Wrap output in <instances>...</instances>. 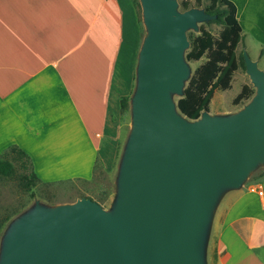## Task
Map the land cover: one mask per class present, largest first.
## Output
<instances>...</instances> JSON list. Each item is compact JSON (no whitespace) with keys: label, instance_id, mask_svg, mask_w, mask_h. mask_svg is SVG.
<instances>
[{"label":"water","instance_id":"95a60500","mask_svg":"<svg viewBox=\"0 0 264 264\" xmlns=\"http://www.w3.org/2000/svg\"><path fill=\"white\" fill-rule=\"evenodd\" d=\"M138 3L145 33L112 208L86 196L36 202L6 225L0 264H205L220 199L264 163V70L242 49L247 101L229 114L186 117L170 97L189 77L185 29L215 14L179 11L175 0Z\"/></svg>","mask_w":264,"mask_h":264},{"label":"crops","instance_id":"0c3cea01","mask_svg":"<svg viewBox=\"0 0 264 264\" xmlns=\"http://www.w3.org/2000/svg\"><path fill=\"white\" fill-rule=\"evenodd\" d=\"M231 1L239 41L264 44V0ZM137 32L131 0H0V151L16 144L42 182L108 165ZM212 225L211 264H264V175L227 191Z\"/></svg>","mask_w":264,"mask_h":264},{"label":"rangeland","instance_id":"374dc122","mask_svg":"<svg viewBox=\"0 0 264 264\" xmlns=\"http://www.w3.org/2000/svg\"><path fill=\"white\" fill-rule=\"evenodd\" d=\"M138 3V0H136ZM176 9L181 11L183 10L182 3L187 4V8L189 7H197L203 8V4L207 2V0H175ZM136 12L138 15V32L136 45L134 50V55L132 59V74H131V82L130 89L127 92V106L124 110L118 112L115 116L116 121L118 123V137L115 147V152L113 159L108 163V165L102 164L100 161H96L94 164L93 173L89 178H72V179H62V180H54L50 182H41L37 181L29 190L23 188L17 180L16 173L11 174L10 176H2L0 175V217L8 214L9 218L5 221L3 227L0 230V250H1V239L4 234V230L6 225L17 218L19 215L28 211L36 202L49 206L54 205L56 203L63 202H71L78 197L86 196L89 197L96 202H98L104 209L110 210L112 208L116 190H117V176L120 164V158L122 154V150L126 141V137L128 131L130 129V110H129V97L132 93V90L135 85V65H136V57L139 45L142 40V36L145 33V27L141 20L140 6L136 7ZM264 11V10H263ZM199 28L206 30L212 37H217L218 32L221 28L219 23L213 22L211 20H199L196 22L195 27H188L185 29V35L187 39V45L183 49V55L185 51L189 48V41L187 38L188 33H192L193 35L198 34ZM245 37L248 36L245 33ZM243 38V41L237 42L234 47L235 52V67L232 70L228 86L225 88L215 87L212 90L211 96L208 99L206 104V110L209 114L213 115H225L229 114L233 111H236L238 108L242 106L243 103L247 101H238L234 100V96L240 90L242 86H251L252 83L249 80L247 73L244 70V66L240 64L238 55L243 48H245L246 54L252 58L257 60V66L264 70V49L259 47H264V44L258 43L257 40L248 39V43L245 42L246 38ZM206 59V54L203 53L197 59H184L187 67H188V76L191 74L194 67L204 62ZM186 79H183V85L186 83ZM177 92L171 91L170 97L173 102L179 96ZM2 151L0 154L2 155ZM6 152H3V155ZM6 158L10 159L14 162L11 154L7 153L4 155ZM264 175V163L259 161L256 162V165L248 171L246 174V178L243 182L246 184L253 179ZM224 203V202H223ZM223 206V204L221 205ZM220 206V207H221ZM222 208V207H221ZM212 223L210 227L207 229L205 238L203 240L202 250L204 253L205 264H211L212 252L210 251L211 247V236H212Z\"/></svg>","mask_w":264,"mask_h":264},{"label":"trees","instance_id":"16d2710c","mask_svg":"<svg viewBox=\"0 0 264 264\" xmlns=\"http://www.w3.org/2000/svg\"><path fill=\"white\" fill-rule=\"evenodd\" d=\"M131 3L136 9L137 1L131 0ZM182 6L183 9L188 7L185 3H182ZM203 9L209 14H215L210 20L219 23L221 28L217 37H212L202 28H199L198 34H187L189 48L185 51L184 57L190 60L206 54L205 61L193 68L182 88V95L175 99L178 110L188 118H196L201 110L206 109L215 87L228 86L229 76L235 67L234 47L241 37L240 27L235 18V5L231 0H207L203 4ZM135 13L138 21L136 10ZM238 58L243 65L241 52ZM252 93L253 87L242 86L234 100L236 102L246 100ZM127 98L128 93L119 96V111L126 108ZM3 152L11 154L15 163L6 158ZM3 152L0 154V175L10 176L16 173L18 183L27 190L40 181L33 171L30 157L16 144L8 145ZM9 216L5 214L0 217V230Z\"/></svg>","mask_w":264,"mask_h":264}]
</instances>
